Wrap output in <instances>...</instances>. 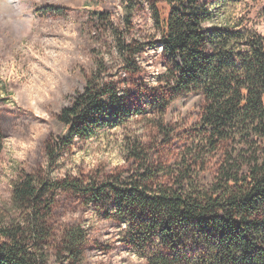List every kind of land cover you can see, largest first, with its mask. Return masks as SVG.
<instances>
[{"label":"trees","instance_id":"obj_1","mask_svg":"<svg viewBox=\"0 0 264 264\" xmlns=\"http://www.w3.org/2000/svg\"><path fill=\"white\" fill-rule=\"evenodd\" d=\"M244 1L150 3L164 68L155 78L158 86L145 95L146 110L161 120L177 99H202L199 122L186 134V152L169 168L133 144V173L84 188L76 181L35 183L25 177L13 189L22 214L0 213V264H48V221L59 191L84 197L121 226L125 246L146 264H264V36L240 24L245 16L233 26L216 19ZM131 10H125L126 24ZM93 15L103 25L110 21L109 12ZM117 49L126 70L136 75L141 48L119 37ZM120 93L100 75L87 80L60 113L64 133L47 146L48 164L69 153L75 136L121 124L134 101L129 91ZM10 99L0 78V103ZM161 124L159 133L169 137ZM1 142L0 129V148ZM164 142L172 144L169 138ZM212 167L213 178L203 181ZM86 238L80 226L70 229L57 253L67 258L58 264L78 263Z\"/></svg>","mask_w":264,"mask_h":264},{"label":"rangeland","instance_id":"obj_2","mask_svg":"<svg viewBox=\"0 0 264 264\" xmlns=\"http://www.w3.org/2000/svg\"><path fill=\"white\" fill-rule=\"evenodd\" d=\"M213 1V0H209ZM154 0H0V78L11 99L0 103V213L19 217L13 189L30 177L69 180L81 187L110 177L134 172L133 144L148 156L174 168L186 152L187 136L199 122L202 99L188 95L177 99L160 116L146 110V93L158 86L155 78L164 68V58L153 27L150 3ZM89 5V6H88ZM132 8L126 24L125 10ZM96 11L110 13V21L99 23ZM245 12L248 13L247 16ZM216 17L233 26L239 23L264 36V0L244 1ZM141 48L135 58L138 73L126 70L117 49V39ZM141 46V47H140ZM100 75L134 101L121 124L104 125L73 138L69 153L52 165L46 148L64 133L61 111L80 93L87 80ZM161 125L169 137L159 133ZM172 144H166V139ZM215 167L202 180L210 181ZM51 239L48 264H58L57 253L67 232L80 226L87 238L76 264H146L124 243L121 226L104 218L84 197L71 192L56 194L49 218ZM67 264V260H64Z\"/></svg>","mask_w":264,"mask_h":264}]
</instances>
